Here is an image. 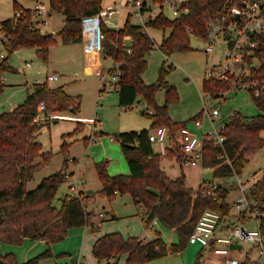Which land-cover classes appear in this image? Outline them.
Returning <instances> with one entry per match:
<instances>
[{
    "label": "trees",
    "instance_id": "trees-1",
    "mask_svg": "<svg viewBox=\"0 0 264 264\" xmlns=\"http://www.w3.org/2000/svg\"><path fill=\"white\" fill-rule=\"evenodd\" d=\"M224 1L188 0L185 3L188 8L186 14L174 19L158 15L148 20L145 27L162 31V40L157 47L164 55L178 50L186 51L190 49V36L206 39V21L220 14ZM101 2L102 0H49L50 11L63 17V26L57 33L63 43H78L82 40V19L96 15ZM12 6L14 12L21 11V16L1 21L9 38L8 57L0 63V93L4 87L2 74L16 72L8 62L14 51L35 48L36 55L45 62L49 46L55 43L52 33L42 34L31 26L29 9L20 6L16 0H13ZM145 27L132 24L128 19L118 29L108 28L100 22V32L103 35L102 57L119 63L121 76L115 89L119 106L130 107L140 95L151 108L146 113L151 120L150 127H165L169 132L175 133L186 122H174L168 114V105L178 100L175 87L165 80L171 66L166 68L162 64L158 70V78L152 84H146L141 76L147 66L146 56L155 45ZM126 35L132 38L129 45L123 43ZM259 46L258 66L252 67L250 74L240 78L241 81L247 78L264 80V39H259ZM161 88L165 89L166 101L163 105H157L155 94ZM202 88L205 95L218 96L222 90L228 91L229 83L205 77ZM248 91L261 113L247 117L234 112L225 122L222 147L211 141L203 146L202 166L211 170L213 178L227 179L234 173L241 174L250 157L264 148V137L261 136L264 130V87L260 88L257 96L253 90ZM41 102L45 115L51 112L75 113L79 108V100L67 94L63 86L51 88L47 82H43L29 85L21 104H17L12 110L0 112V240L21 243L24 238L38 239L44 241L47 248L24 262L16 261L8 253L0 254V264H36L38 259L51 255V244L64 239L69 229L87 225L90 216L82 200L89 199L91 194L71 199L64 195L57 197L65 173L62 168L67 164V149H62L64 142L60 146L63 154L62 168L42 178L34 189H26L27 181L44 164L50 162L53 155L43 151L41 143L36 141V132L46 122L38 123L34 120ZM142 113L145 112L142 110ZM77 128L76 125L74 132ZM148 133L147 129L132 130L113 137L120 144L129 172L109 175L106 161L94 163L101 183L99 194L108 198L117 193L129 194L136 204L145 209L147 217L144 223L147 227L153 219H157L165 228L176 233L178 242L167 243L157 232L150 241L135 236L124 238L118 232L108 233L93 244L92 255L98 263L115 264L109 260L125 256V264H143L180 253L186 248L188 236L204 209L217 210L223 217L230 215L231 207L226 201L230 187L216 182L217 194L213 199L210 195H202L199 188L186 186L183 175L173 179L168 177L160 165L161 155L153 151ZM175 156L179 157L178 154ZM38 157H41L40 161H36ZM247 196L259 209L264 210V170L261 177L249 187ZM260 230L264 235V226ZM242 264H248V260Z\"/></svg>",
    "mask_w": 264,
    "mask_h": 264
},
{
    "label": "rangeland",
    "instance_id": "rangeland-1",
    "mask_svg": "<svg viewBox=\"0 0 264 264\" xmlns=\"http://www.w3.org/2000/svg\"><path fill=\"white\" fill-rule=\"evenodd\" d=\"M16 1L25 6L28 5L24 4L23 0ZM118 1L119 0H102L101 7H106ZM122 1L126 3L132 0ZM148 2L150 3V0H148ZM12 3L13 0H0V21L9 19L13 16L14 11ZM164 10L167 15H170V10L167 6H165ZM127 12L128 9L125 8L121 13L120 27H122L126 19H128ZM48 20H46V24H48H45L43 28L47 29L48 32L51 30L53 31L55 43L49 46L46 61L44 62L36 55L35 48H23L11 54L10 62L13 67L19 66L20 59H31L34 62L33 66H37L35 63H38L40 74L35 77L40 80H44L46 74H56L57 79L47 82L48 85L51 88L63 86L67 94L79 100V108L75 113L67 111L48 113V119L44 122L45 124L36 132V141L43 145L42 149L43 147L48 149L43 151L51 152L53 155L50 162L44 164L34 173L33 178L27 181L26 189H34L42 178L62 168L63 154L60 151V146L62 142H64L65 144L62 149L63 151L67 149L65 151L67 164L62 168V171L77 172V175H81L86 181L85 189L88 188L93 190V192L90 193L91 196L89 199L84 198L82 200L85 209L91 210L92 213L95 214L92 207L95 211L102 212V207L104 206L110 214H114L116 217L113 219L106 218V220L102 221L99 225V230L93 228L94 225H92V227L81 226L72 228L64 239L50 246L49 250L51 255L38 259L36 264H63L70 261L69 259L81 248H83L82 250L89 261L85 257L83 259L78 258L73 262H78V264H96L97 260L92 255L90 247H88L92 243H90V240H84L85 238H91L92 235L101 237V232H104L106 229L118 232L124 238H127L129 236H135L131 235L130 232L134 233V231L141 226L138 218L132 216L136 210L129 194L118 193L112 198L99 194L101 183L95 172L94 163L106 161L109 175L128 174V165L119 142L114 138L111 141L109 138L115 137L121 132L140 129H147L149 133H153L154 130L150 127L151 120L146 115L151 108L140 95L136 97L132 107L124 108L119 106L117 102L116 90H105L99 93L100 78L106 75L109 62L102 57L100 48L102 39L99 37L101 32L98 15L82 19V40L78 43H63L60 36L57 35L63 26V17L59 13H55L54 17L52 15L49 22ZM44 33L48 34L47 32ZM150 33H153L156 44L147 55V66L141 76L146 84H152L156 82L158 70L162 64H164L166 68L168 65L171 66L165 80L169 85L175 87L178 100L168 105V114L175 118L177 120L176 122L186 121L188 126L194 130L197 135H200L201 131L193 128L190 119L193 116L205 118L204 129L208 130L211 126L210 121L207 117L203 116L202 113L203 109L207 106L218 109L219 115L215 119L217 124L227 122L229 116L234 112L247 117L261 113L252 102L248 89H232L236 88L234 85L241 80L240 78L235 79L234 77H230V79L226 81V83H229L228 91L222 90L218 96L209 97L203 93L202 83L205 78L204 72L217 57L216 53L206 54L204 52V41L190 36V49L186 51L178 50L169 55H164L157 47L160 40L159 34L153 31V29H149V34ZM149 37L153 40L150 35ZM252 63L255 66L259 64L256 59L253 60ZM25 72L26 74L23 75L24 77L14 72L2 74L5 85L0 93V103L9 100L17 105L24 101L27 94V88H25L26 85L24 83L27 81L30 83L34 77L33 71L28 70L27 72L26 70ZM243 81L247 83L248 78ZM251 81L260 85L264 84V80ZM14 82H19L21 85H9ZM222 92L226 93L222 94ZM212 98H214V100ZM155 101L157 105H163L165 103L166 93L164 88L156 91ZM6 108L7 106H5V108L0 106V112H4ZM140 110H143L145 113H140ZM187 114L193 115L186 118L185 115ZM76 118H78V120ZM92 119H96L95 124H93ZM77 122H80V124H77ZM76 125L78 128L74 132ZM91 135L97 136V139L94 141L90 140ZM261 136L264 137V130L261 132ZM165 144H168L166 140ZM152 145L155 152H157L159 147L158 143L152 142ZM175 155L176 153L174 155L166 153L160 156L161 168L164 169L167 176L171 178L183 175L185 183L192 189H198L200 182L203 180L212 183L221 182L228 186L232 183L231 178H213L211 170L199 164L189 167L181 166ZM40 159L41 157H38L36 161H40ZM259 169L264 170V148L250 157L249 162L244 167L242 175L244 177L249 171L256 172ZM229 187L230 190L226 201L229 203L231 210L227 219L233 224L247 229H254L256 226L253 215L246 213L244 215V220L238 217L239 215L234 206V201L239 195V191L233 186ZM64 193H66V184L62 183L58 188L57 197L63 196ZM56 203L57 199L55 200V204ZM98 220L99 219H97V221ZM155 220L157 222H154L152 226L148 227L143 222L144 225L142 227L147 232L146 238H151L155 235L154 230H156L158 225L161 226L159 220ZM87 225L91 226V222ZM127 227L131 229L129 230ZM87 228L93 230L87 231ZM163 228L165 230H163V234L160 233L161 238L167 243H177L178 237L176 233L173 230L165 227ZM188 246L194 248L199 247L198 244H187L186 248ZM46 248L47 245L42 240L38 239L24 238L21 243H7L0 240V254L4 255L8 253L18 262H24L39 255ZM186 248L181 252L180 256L172 257L173 255H167L147 261L143 264H176L174 261L177 259L180 261V264H185L183 252L188 250ZM255 251L257 252V250ZM254 256L257 255L253 254L252 257L254 258ZM122 264H125V259Z\"/></svg>",
    "mask_w": 264,
    "mask_h": 264
},
{
    "label": "built area",
    "instance_id": "built-area-1",
    "mask_svg": "<svg viewBox=\"0 0 264 264\" xmlns=\"http://www.w3.org/2000/svg\"><path fill=\"white\" fill-rule=\"evenodd\" d=\"M187 1L161 0L155 2L150 0L149 3L148 0H132L123 3L122 0H119L106 7H101L96 15H98L100 22L106 27L118 29L120 28L121 13L123 9L127 8L129 22L145 27L148 20H152L158 15H162L168 19H174L186 14L188 8L185 6V3ZM165 6L169 8L170 15L165 13ZM29 10L31 14V26L42 34H45L43 27L52 11L43 3H38ZM20 16V10L13 12L14 18L18 19ZM99 35L102 39L103 35L101 33ZM8 38L9 36L4 32L0 21V63L8 57ZM196 38L201 40L199 37ZM259 39H264V0H225L220 14L208 18L206 21V39L202 40L205 43L203 50L206 54L218 53L220 59L211 63L205 70L204 76L208 79H215L222 82L228 81L230 77L237 79L248 76L250 69L257 67L252 61L255 59L259 61ZM131 41V36H124V45H129ZM127 51H129V48ZM108 62L109 65L106 75L100 78L99 93L105 90L117 89L116 84L121 76L119 63L114 60H109ZM28 69H34L35 76L40 74L39 68L33 66L30 59L20 60L19 66L15 68V73L23 76ZM35 76L30 83H26V88L31 84L49 82L57 79L56 74H46L44 80H40ZM2 82L5 83L3 77ZM237 83L234 85L236 88L232 89H251L255 96L258 95L260 88L264 87V84L260 85L250 79H248L247 83L241 80ZM226 92H222V94ZM212 99L214 100V98ZM5 104L7 106L5 111L12 110L16 106L11 101H7ZM202 113L210 121L211 126L208 130L204 129L205 118L197 117L191 120L193 128L201 131L200 135H197L185 123L175 133L169 132L165 127H156L153 129V133H148V140L151 143H158L157 153L161 156L170 150L175 151L179 155L177 159L181 166L189 167L197 164L202 166L204 144L207 141H211L215 145L222 147L224 141L222 131L225 126V123L217 124L215 122V119L219 115L218 109L207 106L203 109ZM47 119L48 115L44 114V105L41 102L37 107L34 120L38 123H43ZM92 122L95 124L96 119H92ZM96 139L97 136H90V140L94 141ZM109 139L112 141L113 137ZM165 140L168 142L167 145L165 144ZM262 172L263 169H259L256 172L249 171L245 181L240 179L241 174L234 173L229 177L233 183L235 182L238 185L239 195L234 201L237 213L242 218L245 217L244 215L246 213L253 215L256 226L254 229H247L233 224L227 219L228 217H223L217 210L206 208L201 212L194 224L188 236V244H198L206 251L222 257L224 264H242L246 259L230 256L232 251L241 253L244 251L245 246L255 247L258 254V262H264V235L260 230L264 226V210L259 209L247 196L249 187L261 177ZM63 183L66 184V193H64V196L67 199L73 197L80 198L83 194L87 193L85 189L86 181L81 175H77V172H65L63 175ZM199 189L202 195H210L215 199L217 194L216 182L212 183L203 180L200 182ZM231 244L239 245L240 247L231 248ZM63 264L78 263L67 261ZM248 264L253 263L248 261Z\"/></svg>",
    "mask_w": 264,
    "mask_h": 264
},
{
    "label": "crops",
    "instance_id": "crops-1",
    "mask_svg": "<svg viewBox=\"0 0 264 264\" xmlns=\"http://www.w3.org/2000/svg\"><path fill=\"white\" fill-rule=\"evenodd\" d=\"M24 1V4H28L27 6H25V5H23V4H20V6H22L23 8H27V9H30V8H33L36 4H38V3H43L44 5H46V6H48L49 7V0H46V2H45V0H23ZM54 12H50V14H49V20L51 19V17H52V15H53V17H54ZM47 19V20H48ZM49 20H48V22H49ZM48 24V23H47ZM46 24V25H47ZM149 29L151 30V29H153V31H155L157 34H159V36H160V40H159V43L158 44H160V42H161V40H162V31L160 30V29H154V28H151V27H148V28H146V32L149 34ZM44 31L45 32H47V33H53V31L51 30L50 32H48L47 31V29H44ZM155 33V34H156ZM152 38H153V33H150L149 34ZM153 40H154V43L156 44V40H155V38H153ZM217 54V57L212 61V63L213 62H215V61H217L218 59H220L219 58V55H218V53H216ZM147 59H148V56H146V61H147ZM20 60H23V59H20ZM19 60V61H20ZM31 60V59H30ZM32 61V60H31ZM32 63H34L33 61H32ZM9 64L13 67V65L11 64V62H10V59H9ZM36 65H37V67L39 68V66H38V63H35ZM14 68H17V67H15L14 66ZM28 70H30V71H33L32 73L34 74V76H35V72H34V69H28ZM28 70H27V72H28ZM40 71V70H39ZM188 77H190L189 75H187ZM24 77V76H23ZM143 78V77H142ZM144 81V80H143ZM145 82V81H144ZM26 83H28V81L27 82H25L24 84L26 85ZM148 83H152V82H148ZM4 85H5V83H4ZM10 86L11 85H13V86H19V85H21L19 82H14L13 84H9ZM26 88V87H25ZM203 99H204V97H203ZM7 101H9V100H6L4 103H0V106H3V108H5V106H6V104L5 103H7ZM13 105H16V104H14L13 103ZM130 107H132V105L130 106ZM5 111V110H4ZM141 112H142V110H140ZM139 111V112H140ZM193 114H187V115H185V117L186 118H188V117H191ZM196 116H193V117H191V119L190 120H192L193 118H195ZM170 118H171V120L172 121H174V122H176L177 120L175 119V118H173V117H171V115H170ZM197 118V117H196ZM77 120H78V118H76ZM182 119H184V118H182ZM182 119H180V120H182ZM178 121H179V119H178ZM186 122V121H185ZM141 130V129H140ZM135 131H139V130H135ZM43 143V142H42ZM151 143V142H150ZM151 145H152V143H151ZM43 146V145H42ZM152 148H153V145H152ZM43 150H48V149H45L44 147H43ZM153 151L155 152V150H154V148H153ZM157 153V152H156ZM170 155H174V153H173V151H169L168 152ZM257 153V152H256ZM164 170V169H163ZM165 173H166V171H165ZM171 178V177H170ZM173 179V178H172ZM240 179L242 180V181H245L246 179H247V175L246 176H244L243 177V175H242V173H241V175H240ZM186 184V183H185ZM186 186H188L187 184H186ZM229 186H233L236 190H238V185L234 182H232L231 184H229ZM87 191H90V193H92L93 192V190L92 189H88V188H86V192ZM89 193V194H90ZM118 194V193H117ZM237 198V197H236ZM132 199V198H131ZM132 203H133V206H134V208H135V210H136V212L135 213H133L134 215H132V216H135V218H138V220H139V224H140V226L141 227H138L135 231H134V233L133 232H130L131 233V235H135V237L137 236V237H139L140 239H143V240H146V239H150V240H152L153 238H155V236H156V232L157 233H161V234H163V230H165L163 227V225L161 224V226H163V227H161L160 225H158V227H156V230H154L155 231V235H153L151 238H146L147 237V232H146V230H144L143 229V225L145 224H143V222L145 221V218L147 217V213H146V211H145V209L142 207V206H140V205H138V204H136L135 202H134V200L132 199ZM92 210H93V212L96 214H93L92 213V211L91 210H88L87 209V211L90 213V216H89V219H88V223L89 222H91V226H89V225H85V226H87V227H92V225H94V227L93 228H96V230L98 229L99 230V225L101 224V222L102 221H104V220H106V218H109V219H113V218H115L116 216L114 215V214H110V212L108 211V210H106L105 209V207L103 206L102 207V212H97V211H95V209L92 207ZM238 217H240V216H238ZM133 218V217H132ZM242 220H244V218H242V217H240ZM97 219H99L98 221H97ZM108 220V219H107ZM154 222H157L155 219H153L152 220V222H151V225L150 226H152L153 225V223ZM87 223V224H88ZM84 226V227H85ZM98 226V227H97ZM160 226V227H159ZM106 228H108V227H106ZM72 229V228H71ZM71 229H69V231L71 230ZM127 229H131L130 227H127ZM93 230V229H92ZM91 230V228H87V231H92ZM69 231H68V233H69ZM111 230H108V229H106L104 232H101V235L100 236H102V235H106V234H108V233H113L114 231H111ZM68 233H67V235H68ZM83 233H84V231H83ZM103 233V234H102ZM97 237H99V236H95V235H92L91 236V238L90 237H88V238H85L84 240H90V243H92V244H90V246H88V247H90V250H91V253H92V247H93V244H94V242L98 239ZM150 240H146V241H150ZM44 242V241H43ZM45 243V242H44ZM46 244V243H45ZM88 244H89V242H88ZM52 245V244H51ZM50 245V246H51ZM83 248H81V249H79V251L73 256V257H71L69 260H72V261H74V260H77L78 258L79 259H83V258H85L86 257V259L89 261V259H88V257L85 255V253H84V251L82 250ZM186 249H188L187 251H186V253H185V251L183 252L184 253V256H185V264H224L223 262H224V259L222 258V257H220V256H217V255H214V254H212L211 252H209V251H206L205 249H203V248H201L200 246L198 247V248H194V247H187ZM256 250V248L255 247H249V246H245L244 247V251H242L241 253L240 252H238V251H232V253H231V255L230 256H233V257H235V258H239V259H247L248 261H251L252 263H258V264H260V263H264V262H258L257 261V259H258V254H257V252L255 251ZM253 254H255V255H257V256H254V258L252 257V255ZM84 255V256H83ZM173 255V256H172ZM172 255H170V256H172V257H174V256H180L181 255V252L180 253H177V254H172ZM124 259H125V256H121V257H119V258H115V259H111V260H109V262L110 263H115V264H122L123 262H124ZM94 261V260H93ZM78 263V262H77ZM174 263H176V264H180V261L177 259V260H175L174 261ZM80 264V263H79ZM96 264H98V261H96Z\"/></svg>",
    "mask_w": 264,
    "mask_h": 264
},
{
    "label": "water",
    "instance_id": "water-1",
    "mask_svg": "<svg viewBox=\"0 0 264 264\" xmlns=\"http://www.w3.org/2000/svg\"><path fill=\"white\" fill-rule=\"evenodd\" d=\"M140 113H142V112L140 111ZM87 193L89 194L90 191H87ZM230 247L231 248H237V247H240V246L239 245H235V244H231ZM70 261H72V260H70Z\"/></svg>",
    "mask_w": 264,
    "mask_h": 264
}]
</instances>
